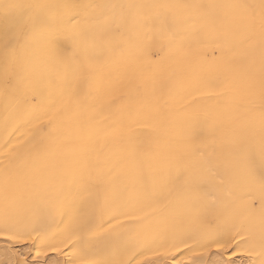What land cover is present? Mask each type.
<instances>
[{
	"label": "bare ground",
	"instance_id": "6f19581e",
	"mask_svg": "<svg viewBox=\"0 0 264 264\" xmlns=\"http://www.w3.org/2000/svg\"><path fill=\"white\" fill-rule=\"evenodd\" d=\"M90 1L97 3L96 14L86 18L84 35L73 46L79 61L73 62L66 51L70 62L63 61L68 75L78 79L71 80L70 89L94 90V97L82 100L72 94L65 104L52 105L53 97L45 95L51 90L33 81L27 91L31 100L37 97L33 106L23 101L14 110L0 109V144H7L0 168V238L30 234L29 241L42 237L57 244L68 235L77 236L67 231L68 217L61 214L58 200L60 190L74 180L68 201L84 202L93 226L107 227L112 215L121 223L133 220L128 229L112 220L119 236L101 234L90 244L75 242L77 263L82 249L96 258H120L117 241L130 234L150 243L149 250L135 256L145 264L153 249L168 252L171 264L176 246L200 251L210 240L229 242L213 255L217 264H251V257L231 260L224 254L238 235L247 240L237 252L256 255L258 264H264L259 191L250 190L244 179L249 166L256 176L264 172L259 155L264 61L259 25L244 45L236 42L235 28L248 14L259 19L261 0H84L86 5ZM89 64L95 66L92 71ZM90 73L93 80L87 78ZM50 120L57 126V138L29 130L38 121ZM25 147L32 149L28 163L46 164L42 174L31 178L37 183L21 184L16 170L12 173L6 166ZM153 168L158 169L155 175ZM197 188L216 192L217 202L200 196ZM249 192L252 208L240 199ZM223 201L233 202L232 207L226 209ZM35 247L36 253L39 245ZM2 249L0 264L26 259L11 245ZM58 255L55 261L64 264ZM44 261L41 257L39 263Z\"/></svg>",
	"mask_w": 264,
	"mask_h": 264
},
{
	"label": "snow or ice",
	"instance_id": "6c2138e0",
	"mask_svg": "<svg viewBox=\"0 0 264 264\" xmlns=\"http://www.w3.org/2000/svg\"><path fill=\"white\" fill-rule=\"evenodd\" d=\"M52 7L51 5L34 2V3H11L5 5L7 9L19 10L23 16L30 22L31 25V37L33 39H40L44 42L45 46L52 53L53 57L62 60L64 58L63 49L65 47L64 42L70 41L73 46L78 39L84 35L85 29L83 25L86 24V21L80 17L79 12L76 11L78 5L69 2L57 5L64 9V11L56 16L52 17L48 13V9ZM163 8H199L203 5H160ZM259 25L260 38H261V57L264 61V0H261V12L259 19L255 14L246 15L242 21H240L236 26V31L238 33L237 43L244 45L249 43L255 37V28ZM163 39H168L166 36H162ZM163 50V45L160 46ZM225 49L221 48L222 54ZM89 71H92L95 66L89 64L87 66ZM65 75H67L68 69L65 67ZM13 73L5 68L4 79L6 83H11ZM229 85L225 83L224 89L228 90ZM261 142L259 148V155L261 160H264V78L261 80ZM158 169L153 168L152 173L155 175ZM71 175L75 177L76 167L75 162L73 164ZM245 181L250 190L259 191V200H260V211L264 214V172L261 175L256 176L249 166L246 171ZM73 181H69V184L66 188H62L58 193L59 200V210L62 215L68 217L67 231L69 233L76 232L77 236H66L63 240H60L57 244H52L45 240L42 237H36L35 243L39 245L36 251V261L38 262L41 257H46L49 255V252L54 254H63V248L67 247L68 244H72V247L75 248L77 243L81 244H90L93 239L104 234L106 236H119L120 230L117 229L113 224L112 220H116L117 223H121L116 215H112L111 219L107 221V227L105 225L99 224L93 226V216L86 210V204L81 202L79 204H72L68 201V194L71 191ZM195 191L204 198H211L213 204L218 200L216 192L210 189H200L197 188ZM231 195V193H229ZM241 201L245 204L247 208H252V197L249 193H246L242 196ZM223 207L226 209L232 207L233 202L223 201L221 202ZM122 227V225H121ZM3 235V233H0ZM8 240H16L18 242L26 243L28 240L33 239L29 234L26 237L7 235ZM76 241L77 243H74ZM117 243L122 247V254L120 258H96L90 254L86 249H82L84 255L80 258L79 264H145L144 261L135 260V256L142 254L141 250H149L151 245L147 240L141 241L139 238H134L130 234L127 238H121ZM229 242L220 243L217 240H210L206 244L200 245V251H196L195 248L185 245L188 252L191 253V256L184 260H178L175 257L171 258V264H217V261L212 259V256L219 253L220 249L226 248ZM215 247L216 253L212 252V247ZM176 250L180 251V248L176 246ZM152 255L154 257H164L163 259H153L148 261V264H169V253L165 251H160L157 249L152 250ZM14 264H29L28 260H17ZM35 264V262H34ZM43 264H60L59 261H48L45 260ZM223 264H231L230 261H224Z\"/></svg>",
	"mask_w": 264,
	"mask_h": 264
},
{
	"label": "rangeland",
	"instance_id": "374dc122",
	"mask_svg": "<svg viewBox=\"0 0 264 264\" xmlns=\"http://www.w3.org/2000/svg\"><path fill=\"white\" fill-rule=\"evenodd\" d=\"M44 3L51 6L48 9V13L52 15L56 13V15H60L64 9L57 7V5H60L61 3L69 2V0H44L42 2L41 0H0V109L8 112L11 110H14L17 105L21 104L23 101L24 103H30L33 106V103L36 102V99L31 100L32 94L28 93V88L30 82H36L42 87L47 86V90H51L49 92H45V95H51L54 99L52 105H60L65 104L64 99L69 97V95L75 94L78 96L77 98H80L82 100H91L94 97V90H81L80 88L76 89H70L73 85H71V80L76 81L78 80L77 77H70L68 75H65V68L63 66V63L65 65V62H67L69 59L68 57L64 56V58L59 61L55 57L52 56V53L48 50V48L45 46L44 42L40 39H33L31 37V25L30 22L23 16V14L19 10H13V9H7L5 8V5L11 4V3H34L38 2ZM50 1V2H49ZM58 1V2H56ZM61 1V2H60ZM47 2V3H46ZM72 3H75L78 5V8L76 9L77 12H79L80 17H82L84 20L86 18L92 17L96 14V5L94 1H90L87 5L85 4L84 0H71ZM91 3V5H89ZM94 3V4H93ZM94 5V6H93ZM55 6V7H54ZM91 7V8H90ZM55 8L54 10H52ZM62 9V10H60ZM52 10V11H51ZM59 10V11H58ZM92 10V11H91ZM94 10V11H93ZM83 11V12H82ZM52 13V14H51ZM92 13V14H91ZM83 14V15H82ZM88 14V15H87ZM55 15V17H56ZM54 17V15H52ZM25 21V22H24ZM115 32L119 33L120 29L115 27ZM119 31V32H118ZM66 45L63 49V51H66L68 55L74 56L73 62L79 61V53L75 50L73 45L68 44L64 42ZM65 48L67 50H65ZM72 48V49H71ZM71 52V53H70ZM77 52L74 55L73 53ZM70 53V54H69ZM45 56V57H44ZM50 56V57H48ZM65 62H64V61ZM59 62V64H58ZM70 62V61H68ZM53 63V64H52ZM55 64V65H54ZM23 67V68H22ZM66 67V65H65ZM5 68H7L9 71L13 73L11 83H6L4 79V71ZM48 70H46V69ZM52 68V69H51ZM55 68V69H54ZM45 69V70H44ZM51 78L49 77V75ZM55 71H58L57 73ZM46 75L48 77H46ZM54 76V77H53ZM64 77L67 79V82L64 83ZM91 78L93 80L95 78L94 73H90L87 78ZM54 78V80H53ZM48 79V80H47ZM70 81V85L69 82ZM56 81V82H55ZM58 81V82H57ZM50 82V83H49ZM54 82V84L52 83ZM49 83V84H48ZM68 83V84H67ZM49 85V87H48ZM52 85V86H50ZM71 86V87H70ZM73 88V87H72ZM76 90V91H74ZM40 91V86H39ZM52 92V93H51ZM56 92V94H55ZM76 92V93H75ZM36 94V93H34ZM54 95V96H53ZM86 102V101H85ZM39 104H42V106H48L49 104H46V102L43 104L42 100L38 101ZM44 106V107H45ZM50 107V106H49ZM47 108V107H46ZM55 111H59V109L56 107ZM36 130L39 132V134L42 135V137L47 138H57L56 132H57V126L53 120L50 121H38L33 124V126L29 127V130ZM7 147V144L1 143L0 144V168L6 159V153L4 151V148ZM3 149V150H2ZM23 153L19 156L17 161L15 163H7L6 166L11 168L12 173L14 170L15 174L19 177L21 184H27L30 182L37 183L36 180H32L31 178L35 174H42V169L46 167V164L42 163H28V158L30 157L32 153L31 147H25L22 149ZM2 157V158H1ZM28 157V158H27ZM3 160V161H2ZM27 161V162H26ZM14 165V167H13ZM38 171V173H36ZM9 184H13V181H9ZM40 183V182H39ZM42 183V181H41ZM242 189V188H241ZM11 192H7V194H10ZM100 195V194H99ZM252 195V194H250ZM99 199H101V195L98 196ZM12 200V199H11ZM128 220V221H127ZM214 220H210V224L213 225ZM124 223V224H123ZM126 223V224H125ZM133 224L132 219H123L122 223L118 225L121 229H128ZM122 225V227H121ZM125 228H124V226ZM118 226H115L118 228ZM127 226V227H126ZM245 236H235L233 240V245L230 247V249L226 250L224 252L225 256L228 259L231 260H238L244 257H251L252 261L251 264H258L260 263L261 258H257L256 255H252L251 253L242 252L244 250H240L239 253L238 248L241 249V243L243 244L246 241ZM241 241V242H240ZM74 243L76 241H73ZM240 243V244H239ZM12 246L15 248L16 251L19 253H23L25 255V258L28 260V262L33 261L36 262V264H41L39 261H36V253H35V242L29 241L26 243L18 242L16 240H6L5 238H0V252L3 251L2 248H6L8 246ZM68 247L66 249L63 248V254H59V258H64L65 262L64 264L68 263H74L76 264V259L74 255V248L72 247V244H68ZM234 246V249H233ZM186 247H184V250L181 249L174 255L176 259H182L188 257V250ZM237 249V250H236ZM187 250V251H185ZM70 251V252H69ZM184 251V252H182ZM236 251V252H235ZM69 252V253H68ZM185 253V254H184ZM68 254V255H65ZM179 254V255H178ZM182 254V255H181ZM230 254V255H229ZM64 257H63V256ZM71 257H70V256ZM232 255V256H231ZM246 255V256H245ZM180 256H182L180 258ZM185 256V257H183ZM57 256H54V254L49 253L48 256L44 257L45 260L52 261L55 260L54 258ZM67 257V259H66ZM232 257V258H231ZM234 257V259H233ZM255 257V258H253ZM151 260L155 259L154 256L150 257ZM212 259L213 256H212ZM72 260V261H71ZM184 260V259H182ZM255 260V262H254ZM0 261H4V258L1 257ZM72 263V264H73ZM9 264H14V262L10 261ZM79 264V263H77Z\"/></svg>",
	"mask_w": 264,
	"mask_h": 264
}]
</instances>
